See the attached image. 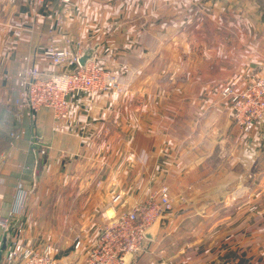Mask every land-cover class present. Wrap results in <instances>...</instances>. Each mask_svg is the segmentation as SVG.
Here are the masks:
<instances>
[{
    "label": "crops",
    "instance_id": "obj_1",
    "mask_svg": "<svg viewBox=\"0 0 264 264\" xmlns=\"http://www.w3.org/2000/svg\"><path fill=\"white\" fill-rule=\"evenodd\" d=\"M24 19L37 28L16 37ZM49 43L96 46L121 89L70 93L58 123L45 108L15 121L13 81L0 78V216L18 184L27 191L0 260L17 239L48 245L50 264H83L122 210L117 195L126 207L166 184L171 209L129 264H264V117L241 132L220 94L264 74V0H0V74L27 54L43 73L62 70L42 58Z\"/></svg>",
    "mask_w": 264,
    "mask_h": 264
},
{
    "label": "built area",
    "instance_id": "obj_2",
    "mask_svg": "<svg viewBox=\"0 0 264 264\" xmlns=\"http://www.w3.org/2000/svg\"><path fill=\"white\" fill-rule=\"evenodd\" d=\"M16 0H7L14 3ZM67 3L69 0H58ZM40 2V0H36ZM56 23L61 22L59 10H54ZM36 24H29L27 19L21 20L13 30L16 37L24 32H32ZM42 58L54 67H64L60 71L43 73L31 61L27 54L23 57V65L15 72L2 73L0 78L13 81L12 90L15 95L13 108L6 109L5 117L20 121L24 109L38 111L49 109L55 123L63 121L72 110L69 94L100 93L107 89L120 90V84L112 71L101 67L93 57L84 66L78 64V51H69L54 43H49L42 49ZM73 67L71 70L66 68ZM220 94L231 111L234 125L244 133L253 130L255 124L264 117V74L252 77L241 88L224 85ZM9 135L18 138L15 131ZM33 144L41 143L40 137L34 136ZM27 191L18 184L7 213L0 216V247L1 238L9 231L12 223L18 219L25 207ZM113 201L120 202L122 210L113 218L98 226L96 237L89 248L83 264H129L135 253L147 251L145 231L171 209L173 199L166 184H160L151 190L144 199L134 201L125 207V201L117 195ZM234 197L230 194L226 205H232ZM20 230V228L18 229ZM80 238L74 240L73 247L80 244ZM52 258L48 245H25L14 240L3 255L0 264H50Z\"/></svg>",
    "mask_w": 264,
    "mask_h": 264
},
{
    "label": "water",
    "instance_id": "obj_3",
    "mask_svg": "<svg viewBox=\"0 0 264 264\" xmlns=\"http://www.w3.org/2000/svg\"><path fill=\"white\" fill-rule=\"evenodd\" d=\"M95 50L96 46H87L82 48L81 53L78 56V64L80 66H84L86 62H88L94 57ZM159 220L160 217L157 218L154 223L145 231L144 235L147 239H154L158 229Z\"/></svg>",
    "mask_w": 264,
    "mask_h": 264
},
{
    "label": "rangeland",
    "instance_id": "obj_4",
    "mask_svg": "<svg viewBox=\"0 0 264 264\" xmlns=\"http://www.w3.org/2000/svg\"><path fill=\"white\" fill-rule=\"evenodd\" d=\"M7 1V0H6ZM11 4V3H10ZM99 63V62H98ZM101 65V64H100ZM101 67H103L102 65H101ZM103 68H106V67H103ZM107 69H109V68H107ZM110 71H112L111 69H109ZM113 72V71H112ZM120 89H121V87H120ZM108 90V89H107ZM103 92V91H102ZM241 131V130H240ZM242 132V131H241ZM244 133V132H243ZM249 133V132H248ZM224 204H225V201H224ZM225 206H227L228 208H231V207H233V203H232V205H226L225 204ZM74 244V243H73ZM64 245H68V243L67 242H65V241H63V243H62V245L61 246H64ZM65 248H67V247H65ZM64 248V249H65ZM64 249H57V252H59V251H61V250H64Z\"/></svg>",
    "mask_w": 264,
    "mask_h": 264
}]
</instances>
